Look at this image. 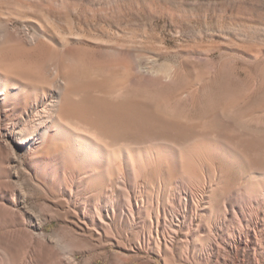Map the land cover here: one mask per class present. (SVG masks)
<instances>
[{
    "label": "bare ground",
    "instance_id": "obj_1",
    "mask_svg": "<svg viewBox=\"0 0 264 264\" xmlns=\"http://www.w3.org/2000/svg\"><path fill=\"white\" fill-rule=\"evenodd\" d=\"M190 82L175 67L142 69L128 50L68 42L58 50L0 25V264H77V253L107 245L118 250L110 264L142 250L162 264H264V171L227 134L236 127L264 141V81H237L221 65ZM28 88L47 96L26 100ZM19 145L46 202L35 215L19 181ZM215 161L240 172L232 180ZM139 181L151 190H136ZM199 188L209 196L194 227L198 200L181 195ZM58 216L77 231L46 236L41 218Z\"/></svg>",
    "mask_w": 264,
    "mask_h": 264
},
{
    "label": "rangeland",
    "instance_id": "obj_2",
    "mask_svg": "<svg viewBox=\"0 0 264 264\" xmlns=\"http://www.w3.org/2000/svg\"><path fill=\"white\" fill-rule=\"evenodd\" d=\"M0 25L7 29L19 28L30 35L36 33L58 50L66 42L88 49L128 50L142 69L152 64L186 72L191 88L201 83L208 67L214 69L221 65L237 81L249 78L264 81V0H0ZM130 73L136 75L134 71ZM39 93L28 88L24 99L47 96L46 91ZM228 129H232L227 130L228 136L244 149L248 159L255 163V169L264 171V141L257 142L250 130ZM3 140L1 135L0 143ZM15 149L19 181L28 193L26 207L35 215L43 209L45 201L28 179L23 147L19 145ZM0 154L5 156L1 147ZM214 166L224 170L232 180L240 172L239 168L228 171L219 161ZM202 177L203 181L213 179L208 174ZM140 184L141 181L136 190L144 193L151 190ZM190 195L198 200L195 227L200 221V211L207 207L209 193L200 188L184 189L181 198ZM172 207L184 214L183 208ZM257 208L262 211L264 205ZM192 210L195 211L193 207L186 208L185 213ZM41 219L46 236L63 232L65 227L77 231L65 217ZM259 219L264 220L261 214ZM180 240L181 233H178L173 238L172 250L179 248ZM117 251L114 246H97L92 251L77 253L75 259L77 264H110L112 254ZM135 258L128 264H162L154 251H139ZM192 261L187 257L180 264H194ZM195 263L203 264L199 260Z\"/></svg>",
    "mask_w": 264,
    "mask_h": 264
}]
</instances>
